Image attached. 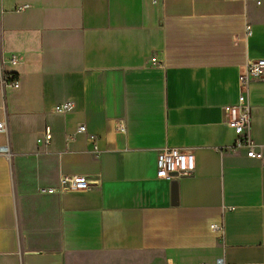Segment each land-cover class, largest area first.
I'll list each match as a JSON object with an SVG mask.
<instances>
[{"label":"crops","instance_id":"crops-1","mask_svg":"<svg viewBox=\"0 0 264 264\" xmlns=\"http://www.w3.org/2000/svg\"><path fill=\"white\" fill-rule=\"evenodd\" d=\"M0 56L20 83L0 82V264H264V81L248 93L262 156L235 149L227 122L264 58V0H0ZM64 101L74 110L55 111ZM165 147L192 149L195 171L160 178ZM72 174L91 186L63 190Z\"/></svg>","mask_w":264,"mask_h":264},{"label":"built area","instance_id":"built-area-1","mask_svg":"<svg viewBox=\"0 0 264 264\" xmlns=\"http://www.w3.org/2000/svg\"><path fill=\"white\" fill-rule=\"evenodd\" d=\"M157 3L159 0H153ZM249 1V0H245ZM261 3L262 0H250ZM251 27L248 26L250 33ZM16 57L11 58V63H17ZM256 81H264V58H257L251 60L239 76V100L234 106L228 109L227 122L236 131L235 149L240 147L248 148V155L251 157H261L262 153L257 152L254 148V143L251 138V107L248 101V93L250 85ZM0 82L2 87L10 85L14 88L20 86L19 80L14 74L5 70L4 61L0 56ZM75 104L72 101H64L57 103L54 110L57 112H70L74 110ZM0 131L8 132V125L6 121H0ZM78 131L85 132L86 125L80 124ZM52 139V131L49 126L45 129L44 137L39 139L44 143H50ZM94 150L97 145L94 142ZM0 152L11 158L12 151L10 144L7 143L0 147ZM196 161L194 151L190 148L165 147L159 150L157 157V173L160 178L170 179L173 177H183L191 175L195 171ZM60 184L63 190H83L91 186L90 180L84 174L62 175ZM55 188H44L43 192H54ZM211 228L219 233L224 230L223 224H212ZM207 264H228L224 257L217 258L212 263Z\"/></svg>","mask_w":264,"mask_h":264},{"label":"rangeland","instance_id":"rangeland-1","mask_svg":"<svg viewBox=\"0 0 264 264\" xmlns=\"http://www.w3.org/2000/svg\"><path fill=\"white\" fill-rule=\"evenodd\" d=\"M156 254L148 251L96 252L74 255L69 264H155Z\"/></svg>","mask_w":264,"mask_h":264}]
</instances>
